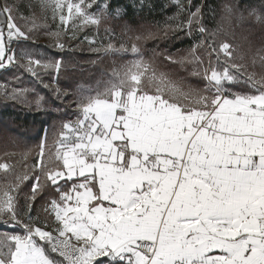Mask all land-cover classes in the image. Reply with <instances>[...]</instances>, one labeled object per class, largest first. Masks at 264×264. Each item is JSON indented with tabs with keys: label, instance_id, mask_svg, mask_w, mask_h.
<instances>
[{
	"label": "snow or ice",
	"instance_id": "obj_1",
	"mask_svg": "<svg viewBox=\"0 0 264 264\" xmlns=\"http://www.w3.org/2000/svg\"><path fill=\"white\" fill-rule=\"evenodd\" d=\"M38 6L45 15L22 17L21 27L18 5L0 3V69L21 67L37 78L42 69L59 71L61 61L29 52L18 57L12 47L33 40L49 13L59 28L48 35L60 49L63 35L76 39L121 15L107 4L92 13V0H38ZM199 12L167 25L164 34H191ZM198 47L181 62L195 66L204 89L172 85L140 56L114 70L102 89L81 90L77 120L61 125L47 156L45 140L27 171L0 162V228L7 229L0 231V264H264V71L249 72L236 47L215 39L209 47L216 63L204 66ZM90 50L140 55L135 44ZM259 60L264 69V54ZM241 83L247 90L233 91ZM0 91L27 102L26 89ZM49 188L56 196L41 206L42 217L35 204Z\"/></svg>",
	"mask_w": 264,
	"mask_h": 264
},
{
	"label": "trees",
	"instance_id": "obj_2",
	"mask_svg": "<svg viewBox=\"0 0 264 264\" xmlns=\"http://www.w3.org/2000/svg\"><path fill=\"white\" fill-rule=\"evenodd\" d=\"M105 4L108 11L115 13L119 10L121 15H113L102 20L98 27H93L90 37L95 41L94 47L98 44L102 48L111 42L117 47L123 43L130 49L135 44L139 56L130 50L96 53L85 49L84 44L60 49L23 42L15 50L17 56L20 52H29L43 62L61 61L59 71L52 68L39 70V78L27 74L21 67L12 66L0 72V82L9 91L27 90L26 103L9 99L3 91L0 92V162L5 160L15 165L17 173L28 170L45 140L47 156L61 125L77 120L78 110L74 101L82 89H102L109 80L115 79L112 75L114 70L123 69L140 56L158 77L163 76L172 85L185 90H202L206 81L202 75H193V64L181 61L194 45H200L197 55L206 65L209 59L215 64V55L210 54L209 47L213 39L217 45L227 41L236 47L238 54L244 56L243 63L249 72L259 75L264 71L259 60V54H264L259 53L264 48V22L257 19L264 17V0H179L181 7L177 6L176 0H92L89 11L99 15ZM227 7H231V13L226 11ZM197 8L200 9L199 24L192 25L191 34L185 30L164 34L167 25L175 21L186 23L189 14ZM201 26L206 29L203 34L199 32ZM138 36L141 39H136ZM246 90L243 83L233 87L237 92ZM28 150V160H20L21 154ZM12 153L16 155L12 156ZM44 163L50 161L45 160ZM2 178L3 171L0 170V180ZM31 183V180L24 183L23 193L29 192ZM55 196V191L49 188L44 199L35 204V210L42 217L41 206ZM5 230L0 228V231Z\"/></svg>",
	"mask_w": 264,
	"mask_h": 264
},
{
	"label": "rangeland",
	"instance_id": "obj_3",
	"mask_svg": "<svg viewBox=\"0 0 264 264\" xmlns=\"http://www.w3.org/2000/svg\"><path fill=\"white\" fill-rule=\"evenodd\" d=\"M5 2H7L9 4L16 3L18 5V9H17V12L15 13V15L17 17L16 22L21 27L25 26V20L22 19V17H27V16H30L32 14H35V16L38 19H40L45 15V13H43L38 6V0H0V3H5ZM29 5H31V7H29ZM48 15H49V18L46 21H43L44 27L41 28L39 31H37L34 34L33 40L25 41V43L31 42L34 45L43 44V45H46L49 47L54 46V41L48 35V32L49 31H51V32L57 31L59 28V24H58V22L53 21L51 19L50 13ZM93 27L94 26L86 27L82 32L77 34L76 39H71L70 33H68L67 35H63L61 37V41L65 44L64 48H68V47L74 48V47L79 46V44H82V45L84 44L86 47L85 49H91L90 46L94 47V44L91 43V41H94V40L92 37H90V33L92 32ZM85 35H87L89 37L88 40H84ZM98 46H100V45L97 44L95 47H98ZM21 53L22 52L19 53V56ZM37 59H38V57H37ZM205 66H207V65L205 64ZM26 73L28 74V72H26ZM3 88H5V86L0 82V89H3ZM0 92H2V91H0ZM3 162H6V161L3 160Z\"/></svg>",
	"mask_w": 264,
	"mask_h": 264
},
{
	"label": "built area",
	"instance_id": "obj_4",
	"mask_svg": "<svg viewBox=\"0 0 264 264\" xmlns=\"http://www.w3.org/2000/svg\"><path fill=\"white\" fill-rule=\"evenodd\" d=\"M23 42H25V41H21V42H19V43H14V44L12 45V47L14 48V50H16V48H17L19 45L23 44ZM11 67H12V66H8V67H6V68L0 69V72L5 71V70H9Z\"/></svg>",
	"mask_w": 264,
	"mask_h": 264
},
{
	"label": "crops",
	"instance_id": "obj_5",
	"mask_svg": "<svg viewBox=\"0 0 264 264\" xmlns=\"http://www.w3.org/2000/svg\"><path fill=\"white\" fill-rule=\"evenodd\" d=\"M61 184H63V181H61ZM50 219V218H49Z\"/></svg>",
	"mask_w": 264,
	"mask_h": 264
}]
</instances>
